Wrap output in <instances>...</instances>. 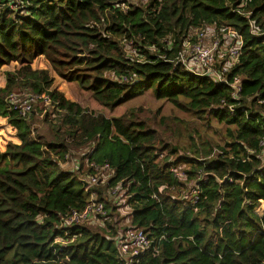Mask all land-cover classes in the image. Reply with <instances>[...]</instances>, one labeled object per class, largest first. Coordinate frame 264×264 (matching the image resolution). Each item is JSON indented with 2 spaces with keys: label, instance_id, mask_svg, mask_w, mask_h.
Wrapping results in <instances>:
<instances>
[{
  "label": "trees",
  "instance_id": "16d2710c",
  "mask_svg": "<svg viewBox=\"0 0 264 264\" xmlns=\"http://www.w3.org/2000/svg\"><path fill=\"white\" fill-rule=\"evenodd\" d=\"M240 3L0 0V69L16 65L0 88V117L17 137L0 149V264H119L123 221L112 226L117 208L108 192L120 184L132 209L129 227L165 238L139 264H264V0L243 13ZM212 26L243 40L239 63L225 75L242 79L237 101L229 85L176 62L191 31ZM57 80L77 82L111 112L150 90L206 127L216 122L223 144L194 128L186 143L171 145L141 110L109 118L73 101ZM19 91L48 95L52 104L20 116L7 102ZM38 122L51 139L38 134ZM80 150H92L98 165L110 163L108 185L87 192L62 167L66 154ZM171 168H183L187 181ZM192 182L197 201L184 199ZM89 194L105 204L111 225L60 229ZM66 231L76 239L62 247L55 242Z\"/></svg>",
  "mask_w": 264,
  "mask_h": 264
},
{
  "label": "built area",
  "instance_id": "2783aa9c",
  "mask_svg": "<svg viewBox=\"0 0 264 264\" xmlns=\"http://www.w3.org/2000/svg\"><path fill=\"white\" fill-rule=\"evenodd\" d=\"M129 3L135 0H128ZM253 0H240V6L236 12L243 13V9L247 8ZM251 13L247 16L250 17ZM252 31L255 32L256 27L254 21H251ZM184 49L180 52L176 62L181 64L190 73L200 77H211L220 84H227L233 89V99H240L242 92V79L235 77L230 81L225 75L239 63L242 55L243 40L233 31L227 29L217 30L216 28L206 27L193 29L188 38L184 42ZM132 56L137 55L136 50L127 49ZM11 108L18 112L20 116H29L34 111V107L40 104L44 110L48 109L52 104V100L48 95H39L34 93H12L7 98ZM230 110L233 112L232 107ZM91 150L68 153L65 155L63 168L67 171L79 175L80 181L87 185L84 187L88 192L90 187L106 186L109 181L114 178L115 171L110 163L105 162L103 165L96 164L90 155ZM253 154V152H250ZM71 156L74 160L71 161ZM259 157L264 164V137L260 142ZM264 166V165H263ZM68 167V168H65ZM91 170V171H90ZM101 173L107 176H103ZM171 173L175 178L182 182H186L188 175L183 168H171ZM193 200H199V189L195 182H192ZM162 190V189H161ZM89 202L84 210H72L70 214L61 220L60 229H68L71 227L103 226L105 222L111 225V217L105 209V204L100 201L96 194H89ZM108 201L116 205L117 213L115 214L114 223H119L118 218L123 222L118 227V243L120 258L119 264H139L140 259L147 253L159 252L164 237L154 238L151 233L144 229H136L129 227L127 216L131 209L128 205V197L124 192L122 184L117 187L110 188L108 192ZM188 198V197H184ZM125 224L127 229L122 230ZM66 239L57 240L55 243L66 247L76 238L70 237L68 231L65 234Z\"/></svg>",
  "mask_w": 264,
  "mask_h": 264
},
{
  "label": "rangeland",
  "instance_id": "374dc122",
  "mask_svg": "<svg viewBox=\"0 0 264 264\" xmlns=\"http://www.w3.org/2000/svg\"><path fill=\"white\" fill-rule=\"evenodd\" d=\"M139 2V1H138ZM16 65L12 64L11 66H5L0 69V88L4 87L6 84V73L8 71H15ZM59 83L58 88L68 94V96L75 102L79 103L89 110L95 111L106 115L109 118L120 117L124 114L134 111L136 114L139 112V116L144 119L150 120V125L162 132V137L167 143L171 145H183L188 140L190 130L197 128L203 132V139L207 140L213 145L223 144L222 134L220 133V126L216 122H212L209 126H204L205 123L197 120L192 114L186 113L175 106H173L167 100H157L153 93L149 90L143 94L137 96L133 100L126 102L121 107L117 108L115 111L111 112L110 110L104 109L101 107L92 97V95L78 86L77 82H67L65 80H57ZM29 93L24 91H19L18 93ZM38 109V108H37ZM162 122H164L162 124ZM37 132L42 136H46L47 139H51L49 134L48 125L43 122H38ZM181 132V135H180ZM15 130L9 127V124L6 120L2 121L0 119V149L1 151L6 150V146L11 141H16ZM218 150L215 148V156L218 154ZM182 154V153H181ZM74 160V157L71 156V161ZM68 168V167H65ZM69 169V168H68ZM103 176V173H101ZM192 183L190 184V194L188 198L193 199L192 194ZM132 209L128 211L131 214ZM262 213L260 212V215ZM128 223L131 221L130 216L126 219ZM128 224H125L122 230L126 229ZM108 228V225H105ZM110 231V230H109Z\"/></svg>",
  "mask_w": 264,
  "mask_h": 264
},
{
  "label": "crops",
  "instance_id": "0c3cea01",
  "mask_svg": "<svg viewBox=\"0 0 264 264\" xmlns=\"http://www.w3.org/2000/svg\"><path fill=\"white\" fill-rule=\"evenodd\" d=\"M0 119H3V118L0 117ZM3 120H4V119H3Z\"/></svg>",
  "mask_w": 264,
  "mask_h": 264
},
{
  "label": "water",
  "instance_id": "95a60500",
  "mask_svg": "<svg viewBox=\"0 0 264 264\" xmlns=\"http://www.w3.org/2000/svg\"><path fill=\"white\" fill-rule=\"evenodd\" d=\"M87 185L85 184V187H86Z\"/></svg>",
  "mask_w": 264,
  "mask_h": 264
}]
</instances>
